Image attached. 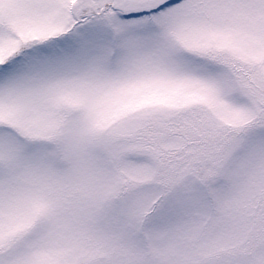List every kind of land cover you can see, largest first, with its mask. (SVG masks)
I'll use <instances>...</instances> for the list:
<instances>
[{"label": "snow or ice", "instance_id": "snow-or-ice-1", "mask_svg": "<svg viewBox=\"0 0 264 264\" xmlns=\"http://www.w3.org/2000/svg\"><path fill=\"white\" fill-rule=\"evenodd\" d=\"M0 264H264V0H0Z\"/></svg>", "mask_w": 264, "mask_h": 264}]
</instances>
